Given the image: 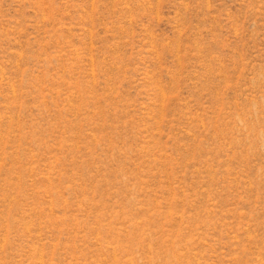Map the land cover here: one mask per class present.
<instances>
[{"label": "rangeland", "instance_id": "rangeland-1", "mask_svg": "<svg viewBox=\"0 0 264 264\" xmlns=\"http://www.w3.org/2000/svg\"><path fill=\"white\" fill-rule=\"evenodd\" d=\"M0 264H264V0H0Z\"/></svg>", "mask_w": 264, "mask_h": 264}]
</instances>
